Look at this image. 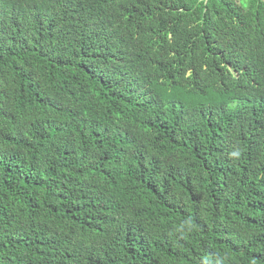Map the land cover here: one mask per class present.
Wrapping results in <instances>:
<instances>
[{
  "label": "trees",
  "instance_id": "1",
  "mask_svg": "<svg viewBox=\"0 0 264 264\" xmlns=\"http://www.w3.org/2000/svg\"><path fill=\"white\" fill-rule=\"evenodd\" d=\"M0 264H264V0H0Z\"/></svg>",
  "mask_w": 264,
  "mask_h": 264
}]
</instances>
